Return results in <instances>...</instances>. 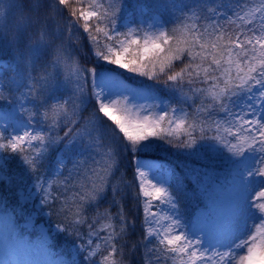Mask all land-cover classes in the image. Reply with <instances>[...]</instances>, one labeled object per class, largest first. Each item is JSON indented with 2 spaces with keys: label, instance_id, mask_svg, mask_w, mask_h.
Returning a JSON list of instances; mask_svg holds the SVG:
<instances>
[{
  "label": "snow or ice",
  "instance_id": "snow-or-ice-1",
  "mask_svg": "<svg viewBox=\"0 0 264 264\" xmlns=\"http://www.w3.org/2000/svg\"><path fill=\"white\" fill-rule=\"evenodd\" d=\"M47 2L32 0L36 12L35 34H25L19 49L6 44L25 66V75L29 66L48 57L53 66H62L76 78L77 94L72 98L71 107L68 100L48 106L38 96L46 89L36 87V80L26 83L24 76H20L14 81L23 97H17L16 103L21 115L27 116V123L17 121L16 126L23 127L22 134L15 128L13 132H8L7 127L0 130V151L23 153L27 145L32 149V154L22 156V159L33 171L50 147L63 137L51 136L43 127L36 130L32 120L37 113L29 111L26 103H41L46 109L41 119L51 120L50 127L55 128L61 118L73 126L78 124L79 113L88 100V79L84 70L77 60L72 59L69 48L64 43H56L55 37L44 27V5ZM58 5L69 9L72 18L69 21V35L73 25L82 27L94 46L95 57L106 65L123 70V73L110 70L97 72L96 67H92L88 72L98 112L111 122L114 128L109 131L123 141L121 147L126 153L130 152L135 160V177L139 194L143 197L145 240L155 239L159 246L151 251H158L172 264H264V0L246 10L241 6L232 15L218 12L220 5L208 7L207 12L214 18L202 17L198 9L184 11L185 6L176 3L162 5L181 13L171 28L157 14L135 24L131 22V14H128L122 22L124 0H58ZM139 11L145 15L148 8L141 4ZM221 16L225 17L224 23L219 22ZM230 25L234 27H228ZM177 62H183L178 70ZM124 73L156 82L166 77L162 81L166 86L181 91L184 84L203 85L190 88L200 103L191 114L183 108L165 106L161 111H156L159 105L138 104L136 99L150 95L151 91L145 86L129 84ZM41 79L47 83L48 77L42 76ZM112 81L118 82L123 91L114 92L105 86L106 82ZM25 87L27 92L22 91ZM3 91L0 85V92ZM0 100L12 103L11 94L8 97L0 96ZM217 113H223L224 117L216 119ZM44 127L49 126L45 123ZM69 132H72L71 127L65 136ZM73 136L90 138L101 156L96 161L97 167L85 168L79 191L72 197L75 208L73 222L83 224L86 223L84 213L87 206L102 198L120 161L116 146L104 144L99 117L95 112L76 129ZM198 139L211 142L202 145V149L220 156L228 166L230 177L229 215L223 219L220 229L212 234L196 227L199 217L211 216V211L202 212L191 222L190 230H186L171 190L169 176H174V170L162 172L163 165H149L136 157L137 153L159 147L154 141L167 144L176 142L174 146L178 148H193ZM221 150L227 152L228 156H224ZM190 155L200 158L201 151ZM186 174L195 185L194 193L199 189L201 194H209L211 175L205 169L191 167ZM258 183L262 186L255 190ZM116 191L118 188L113 186L114 196ZM47 202L46 193L42 203ZM210 202L214 204V201ZM101 215L107 217V222L93 230ZM253 215L258 216L259 220L249 223ZM117 216L120 220L119 231L112 222L114 217L107 210L98 213L97 218L88 225V237L75 250L71 264H77L76 256L80 252L86 253V261H91L97 255L101 242L111 245V252L103 258L104 264H117L111 259L116 252L114 241L127 227L122 207ZM248 228L252 230L237 239ZM41 240L51 252V245L43 236ZM241 249L245 250L243 254L240 253Z\"/></svg>",
  "mask_w": 264,
  "mask_h": 264
},
{
  "label": "trees",
  "instance_id": "trees-1",
  "mask_svg": "<svg viewBox=\"0 0 264 264\" xmlns=\"http://www.w3.org/2000/svg\"><path fill=\"white\" fill-rule=\"evenodd\" d=\"M124 9L132 8L128 6L132 3L136 5H145L149 10V15L160 14L168 28L180 17L178 10L164 8L162 5L176 3L183 5L184 11L189 8L198 9L202 17H210L207 12L208 7H218V12H226L232 15L234 10L243 6L247 8L258 6L261 0H124ZM232 5L231 8L228 5ZM45 18L43 24L46 31L56 39V43H64L70 50L72 59L78 61L79 66L84 70L88 83L86 92L88 96L87 104L79 113L80 122L76 125L65 123L61 118L60 123L51 128V120L44 121L41 119L42 113L46 110L41 103L31 101L26 103L25 107L29 111H35L36 117L32 120L35 128L44 127L45 123L49 127H44L45 132L54 137H63V139L52 145L50 149L38 162L35 171L24 162L22 156L31 155L32 149L25 145L26 151L23 153H11L10 151H0V156L4 159L5 165L0 174V212L15 211L17 214V223L20 225V236L23 239L28 234L31 240L40 241L44 237L51 245V252L46 246V254L54 253L64 258L71 264L72 257L76 255L78 246L88 237V225L92 224L93 219L97 218L98 213H105L107 210L114 220L112 221L117 231L120 228V220L117 213L123 208V213L127 222L124 233L114 241L116 252L111 257L117 264H172L171 260H165L158 251L159 246L155 239L145 240V226L143 225L144 214L142 206V195L139 194L138 181L135 177V160L133 155L126 153L121 147L122 140H118L115 134L109 131L114 128L111 122L104 118L98 112V105L92 97L91 81L88 70L96 67L100 71H119L114 66L106 65L105 62L99 61L94 55V46L90 43L82 27L73 25L71 35H69V21L72 19L69 9L65 6L58 5V0H48L44 5ZM214 18V17H210ZM123 20V13H121ZM219 22L224 23L225 17L221 16ZM0 59H9L14 67L6 66L0 74V85L4 91L0 96L8 97L11 94L12 103L0 100V108L9 112L13 118L26 119V115H21L17 97L23 99L20 91L17 90L14 81L24 76L26 83L37 81L36 87L43 86L46 89L38 93L43 104L50 106L55 103L54 99L61 93L66 92L69 87L71 75L62 67H55L51 64L48 57L42 58L34 66L27 68L25 75V66L20 63L12 50L5 42L0 41ZM183 66V62H177L176 68ZM42 76H47V83ZM125 79L134 86H145L152 91L154 96L160 98L168 107L183 108L188 113H193L195 106L200 103L199 98L195 97L190 91L192 87H202L203 85H183V90L173 89L166 86L162 81L166 77H161V82L148 81L144 78L132 77L131 74L124 73ZM22 91L27 92V88ZM188 97H191L189 99ZM72 98L68 100V106L71 107ZM35 104V108H33ZM96 113L99 117L100 135L103 137L105 145L114 144L119 153V166L115 169L114 174L110 177V183L107 191L97 202L89 204L84 213L86 223L75 224V217L72 213L75 211L72 197L79 191V182L85 168L97 167L96 161L101 159L100 154L96 151L95 145L90 142V138L74 137L73 133L80 128L84 121ZM223 113L215 114L216 119H222ZM75 119V117H73ZM69 132L65 136V132ZM10 132V131H8ZM211 134V133H210ZM96 133L93 132V136ZM199 134L197 133V138ZM2 142V141H0ZM159 147L154 148L146 153H137L136 157L140 160L146 157L157 158L165 161L172 170L171 190L173 191L177 207L181 218L186 223L192 222L202 212L211 211L212 215H201L198 221L207 222L209 228L220 222L224 213L227 212L226 205L230 202V185L228 166L216 153L202 149V145H207L208 141H199L193 148H178L173 144H167L163 141H154ZM70 150V153H67ZM201 151L200 158L190 153ZM224 156L228 153L221 150ZM66 157L62 171L57 172V165L61 157ZM191 167L203 168L210 175L209 194H201L197 189L193 192L195 185L187 178V170ZM123 172V176H121ZM182 185L178 187L177 185ZM113 186L118 188L115 196L113 195ZM168 186V185H166ZM48 194V202L42 203L45 194ZM210 201H214V204ZM67 205V206H66ZM218 209H221L219 211ZM107 222V217L101 215L93 225V230L102 223ZM59 229H65L63 231ZM104 235L103 232L100 233ZM79 237V238H78ZM45 243H43L44 246ZM46 245V244H45ZM95 238L93 248H95ZM5 247L0 243V257L4 254ZM111 252V245L101 242L97 255L91 260L86 261V253L80 252L76 256L77 264H104L103 258ZM159 257V258H157Z\"/></svg>",
  "mask_w": 264,
  "mask_h": 264
},
{
  "label": "rangeland",
  "instance_id": "rangeland-1",
  "mask_svg": "<svg viewBox=\"0 0 264 264\" xmlns=\"http://www.w3.org/2000/svg\"><path fill=\"white\" fill-rule=\"evenodd\" d=\"M130 14V12L128 13ZM127 14V15H128ZM147 19V18H144ZM143 19V20H144ZM228 27H234V25H230ZM249 27H251V25H249ZM3 61H0V64ZM4 65H7L6 61L4 63ZM70 85L69 87L66 89V92L61 93L59 96H57L54 99V102H61L63 103L65 100L69 99L70 97H74V94L76 93V88H77V81L76 78L74 76H72V78L69 80ZM107 87L111 88L112 91L116 92V91H123V88L120 86V84L118 82L112 81V82H106ZM93 91V89H92ZM138 104H153V105H159L160 107L156 109V111H161L162 109L165 108L164 104L157 98H154L151 94L146 96V97H139L136 99L135 101ZM7 123L9 122V115H7L5 112L1 113L0 112V124L2 123ZM22 124H26V122H22ZM17 121L14 123V128L17 132H21L23 131V127H17ZM30 130V129H29ZM14 134V133H13ZM146 164L149 165H155V166H159V162L153 161V160H141ZM66 162V157H62L60 159V162L58 163V167L57 169L59 171H61L63 164ZM168 171V169H164L162 170V172H166ZM262 185H260L259 183L257 184V187L255 190H259V187H261ZM230 208V205H229ZM229 213L225 216L224 219H226L228 217ZM4 217L0 218V237L3 234H7V233H11L12 227H13V216L11 215H3ZM259 217L253 215V218L251 221H249V223H252L253 221H258ZM222 226V225H221ZM220 226V227H221ZM196 227L203 230L204 232H206L207 234H212L216 231H218L220 228L215 229V230H208L205 229L204 227L200 226V224H196ZM190 230V228L188 229ZM252 229L248 228L246 229L245 232L240 233L239 236H237V239L242 238L243 236H245L248 232H250ZM203 235V234H201ZM28 245H31L30 247L24 246L18 250H15L13 252V254L11 255L10 258L7 259H3L0 264H37V261L39 258H41V252H42V246L37 243V245L35 243H28ZM244 249L240 250V253L243 254L244 253ZM41 264H66V261L63 258L60 259H56L55 257H47L44 259V261Z\"/></svg>",
  "mask_w": 264,
  "mask_h": 264
},
{
  "label": "clouds",
  "instance_id": "clouds-1",
  "mask_svg": "<svg viewBox=\"0 0 264 264\" xmlns=\"http://www.w3.org/2000/svg\"><path fill=\"white\" fill-rule=\"evenodd\" d=\"M36 30V12L32 0H0V41L19 49L25 34Z\"/></svg>",
  "mask_w": 264,
  "mask_h": 264
}]
</instances>
